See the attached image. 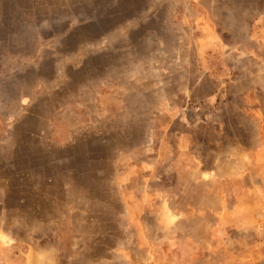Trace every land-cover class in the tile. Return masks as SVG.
<instances>
[{"label":"rangeland","instance_id":"rangeland-1","mask_svg":"<svg viewBox=\"0 0 264 264\" xmlns=\"http://www.w3.org/2000/svg\"><path fill=\"white\" fill-rule=\"evenodd\" d=\"M0 264H264V0H0Z\"/></svg>","mask_w":264,"mask_h":264}]
</instances>
